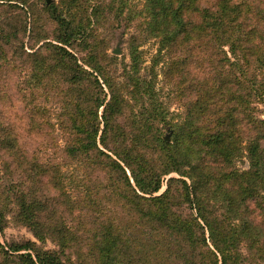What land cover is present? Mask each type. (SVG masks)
Masks as SVG:
<instances>
[{"label":"rangeland","instance_id":"1","mask_svg":"<svg viewBox=\"0 0 264 264\" xmlns=\"http://www.w3.org/2000/svg\"><path fill=\"white\" fill-rule=\"evenodd\" d=\"M236 1L264 14V0ZM53 3L61 6V0ZM83 3L89 12L100 9L64 45L82 68L73 75L63 61L48 59L61 44L53 7L46 0H0V264H40L39 257L50 264H186V250L197 263L200 250L182 243L172 229L174 220L192 216L182 182L192 180L176 169L153 133L172 139L170 125L187 117L197 90L219 86L218 57L211 47L192 50L198 43L191 37L158 57L159 38L144 30L150 0ZM72 11L77 21L86 18L79 6ZM131 45L141 51L138 77L148 89L143 98L128 93L137 76L130 67ZM222 49L238 62L229 44ZM229 69L225 65L224 74ZM111 100L120 112L106 124ZM101 101L97 150L73 157V123L92 120L91 110ZM252 106L264 119V100L254 97ZM236 166L248 169L247 156ZM157 175L159 190L144 192ZM127 181L139 197L129 196ZM166 193L173 195L168 212L153 198ZM109 232L117 242L111 253L105 251Z\"/></svg>","mask_w":264,"mask_h":264},{"label":"trees","instance_id":"2","mask_svg":"<svg viewBox=\"0 0 264 264\" xmlns=\"http://www.w3.org/2000/svg\"><path fill=\"white\" fill-rule=\"evenodd\" d=\"M201 1L150 0V16L147 14L144 21V30L159 38L157 56L160 58L166 55L162 54L163 50L166 53L188 37L198 43L192 50L211 47L218 57L214 63V82L219 86L197 90L196 99L187 107V117L170 125L174 139L153 133V139L162 143L169 160L177 165L176 169L192 180L191 185L182 180L186 187L184 199L192 216L174 220L176 226L172 229L182 243L194 251L200 250L202 259L197 263L190 258V250L184 251L186 264H264V119L254 114L252 106L254 97L264 100V14L258 7L254 6L251 11L236 0H217L212 6H202ZM60 4L48 3L53 7L51 15L59 26L56 40L62 44H56V55L53 56V51L48 59H55L58 65L63 61V67H69V73L74 75L75 70L82 68L64 45L75 40L84 21L90 20L100 8L95 6L89 12L83 0H61ZM76 6L86 18L77 21L72 11ZM226 44L230 45L238 62H233L222 49ZM131 57L130 67L137 76L133 90L128 93L143 98L148 89L140 85L138 77L142 62L137 45H131ZM180 64L186 65V62L183 60ZM225 65L230 66L228 75L223 72ZM102 105V101L98 102L96 109L91 110L92 120L86 117V123L78 119L73 123L76 131L69 145L70 149L74 148L73 157L97 150L95 143L101 123L97 110ZM115 108V101L105 104L103 123H110ZM243 156L248 158L246 170L236 166ZM143 161L141 158L140 164ZM112 164L114 168L119 166L115 161ZM160 185L161 178L157 175L154 184L144 187L143 191L155 192ZM128 186L129 181L125 183L129 196L139 197L135 191L131 194ZM172 196L169 199L166 193L153 198L168 212L173 204ZM107 235L110 240L105 251L111 253L117 242L112 232ZM39 263L51 262L39 257Z\"/></svg>","mask_w":264,"mask_h":264},{"label":"water","instance_id":"3","mask_svg":"<svg viewBox=\"0 0 264 264\" xmlns=\"http://www.w3.org/2000/svg\"><path fill=\"white\" fill-rule=\"evenodd\" d=\"M48 3H50L52 0H46Z\"/></svg>","mask_w":264,"mask_h":264}]
</instances>
